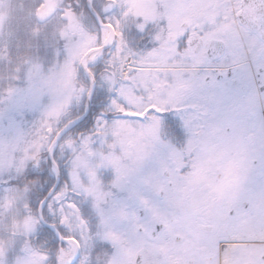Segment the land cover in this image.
<instances>
[{"label":"snow or ice","instance_id":"snow-or-ice-1","mask_svg":"<svg viewBox=\"0 0 264 264\" xmlns=\"http://www.w3.org/2000/svg\"><path fill=\"white\" fill-rule=\"evenodd\" d=\"M49 7L79 40L0 87V264H264V0Z\"/></svg>","mask_w":264,"mask_h":264},{"label":"rangeland","instance_id":"rangeland-1","mask_svg":"<svg viewBox=\"0 0 264 264\" xmlns=\"http://www.w3.org/2000/svg\"><path fill=\"white\" fill-rule=\"evenodd\" d=\"M41 4L44 5L43 8L40 7ZM50 4L61 6L63 3L61 0H0V87L17 71L23 76L26 72L34 74L39 63L47 66L62 43L65 47H74L78 42L77 32L69 34L65 22L58 16H49ZM39 14L41 19L38 18ZM30 34L32 41H29ZM27 39L29 42H26ZM56 40L59 41L58 44ZM66 40L68 44L65 43ZM22 45L35 49L36 53L20 59L18 63L9 62V54L14 49L22 48ZM20 222V213L15 206L0 211V248L8 251L10 257L16 255V250L22 243L21 236L9 235L17 231Z\"/></svg>","mask_w":264,"mask_h":264},{"label":"trees","instance_id":"trees-1","mask_svg":"<svg viewBox=\"0 0 264 264\" xmlns=\"http://www.w3.org/2000/svg\"><path fill=\"white\" fill-rule=\"evenodd\" d=\"M65 2V4L67 5L68 3H73L75 4L77 2V0H63ZM79 2L83 5V11L86 13L87 12V0H79ZM105 3V0H94V3L97 7L101 4ZM81 11V9H78L77 12L79 14V12ZM60 40V39H59ZM28 41V39L26 40V42ZM29 41H32V35H30V40ZM28 41V42H29ZM57 42V40L55 41ZM54 42V43H55ZM59 42V41H58ZM57 42V44H58ZM62 43V42H60ZM66 44H68V40L65 41ZM63 44V43H62ZM72 44V43H71ZM73 45V44H72ZM27 45H22V48H20L19 50L17 49H14L10 54L9 56L7 57V60L9 62H16L18 63V61L20 59H25L26 57L28 56H31V55H34L36 53V50L33 49V48H26ZM31 51V52H30ZM30 52V54H29ZM21 57V58H19ZM1 74V73H0Z\"/></svg>","mask_w":264,"mask_h":264},{"label":"water","instance_id":"water-1","mask_svg":"<svg viewBox=\"0 0 264 264\" xmlns=\"http://www.w3.org/2000/svg\"><path fill=\"white\" fill-rule=\"evenodd\" d=\"M39 17H41V15H39ZM68 25V24H67ZM68 31H70V29H69V25H68Z\"/></svg>","mask_w":264,"mask_h":264}]
</instances>
